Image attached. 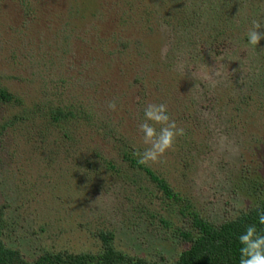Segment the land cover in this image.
Masks as SVG:
<instances>
[{
    "label": "rangeland",
    "instance_id": "1",
    "mask_svg": "<svg viewBox=\"0 0 264 264\" xmlns=\"http://www.w3.org/2000/svg\"><path fill=\"white\" fill-rule=\"evenodd\" d=\"M253 20L264 26V0H0V88L12 96L0 103L3 243L32 263L101 253L106 232L120 264L174 262L185 247L174 233L191 229L181 202L122 156L146 147L149 103H165L186 135L146 167L190 212L219 226L263 200ZM55 106L76 116L55 124Z\"/></svg>",
    "mask_w": 264,
    "mask_h": 264
},
{
    "label": "trees",
    "instance_id": "2",
    "mask_svg": "<svg viewBox=\"0 0 264 264\" xmlns=\"http://www.w3.org/2000/svg\"><path fill=\"white\" fill-rule=\"evenodd\" d=\"M12 96L5 89L0 88V103L11 102ZM71 109L55 106L49 109V119L55 124L67 122L76 115ZM80 113V112H79ZM2 128H6L4 125ZM123 159L130 167L136 168L147 175L150 181L155 184L163 197L174 203L181 202L180 213L190 223V230L177 229L174 234L185 246L177 259L170 264H239V244L237 236L242 233L249 223H256L257 211L264 210V199L256 206L242 212L235 218L227 220L219 226H214L205 221L196 213L190 212L191 207L187 202L174 193L166 180L158 177L150 168L137 163V158L125 150L122 153ZM183 203V204H182ZM259 206V208H257ZM3 211L0 207V264H120L125 262V257L115 251L112 246L111 233L100 232L98 239L103 245V252L91 253H45L34 262H27L19 252L7 247L1 240L3 228ZM152 216V215H151ZM167 226V221L159 219ZM129 261V260H128ZM136 264H144L141 260Z\"/></svg>",
    "mask_w": 264,
    "mask_h": 264
},
{
    "label": "clouds",
    "instance_id": "3",
    "mask_svg": "<svg viewBox=\"0 0 264 264\" xmlns=\"http://www.w3.org/2000/svg\"><path fill=\"white\" fill-rule=\"evenodd\" d=\"M262 28L264 26L259 20L251 22L245 34L251 46L256 47L264 40ZM108 108L116 111L117 102L109 101ZM138 129L143 134L142 143L146 147L143 151L136 150L134 156L138 164L145 166L163 162L166 154L174 150L177 140L186 135L185 129L172 118L165 103L147 104ZM237 241L239 264H264V210L257 211L256 223L247 224L237 236Z\"/></svg>",
    "mask_w": 264,
    "mask_h": 264
}]
</instances>
